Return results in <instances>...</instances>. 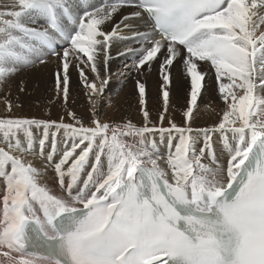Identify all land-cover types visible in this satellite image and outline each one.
I'll return each mask as SVG.
<instances>
[{"label": "snow or ice", "instance_id": "6c2138e0", "mask_svg": "<svg viewBox=\"0 0 264 264\" xmlns=\"http://www.w3.org/2000/svg\"><path fill=\"white\" fill-rule=\"evenodd\" d=\"M121 40L130 73L159 64V127L139 79L143 126L101 119ZM50 57L56 97L78 70L92 114L0 117V264H264V0H0V85ZM176 64L186 127L168 116ZM205 65L223 109L196 129Z\"/></svg>", "mask_w": 264, "mask_h": 264}, {"label": "bare ground", "instance_id": "6f19581e", "mask_svg": "<svg viewBox=\"0 0 264 264\" xmlns=\"http://www.w3.org/2000/svg\"><path fill=\"white\" fill-rule=\"evenodd\" d=\"M96 2L100 3L101 0H96ZM126 47H136V45L132 44L129 40H121L117 41L111 49L112 58L109 61L107 73L110 83L107 86V95L103 97V103L106 106L98 109L102 113L101 119L109 123H125L127 121H131L138 127L143 126V113L139 100H137L139 98L134 97V99H129L132 98L131 94L134 93L133 91L138 92L136 81L139 79L140 82L144 83L145 85V95L148 93L155 94L158 92L156 95H153V98L149 96V106H145L150 113L151 120L154 117L156 119V121L152 120V122L157 123L158 114L163 109V107L162 109H155L153 107L155 106L154 103L156 100L161 99L162 80L159 71V64L154 63L150 71H147L146 73L139 76L135 73H130L128 69L132 67L131 57L126 59L124 56L118 55V53L124 51ZM29 66H42V70L38 74V77L41 78L40 74H48V76L51 75L49 76V79L55 82L54 73L57 70L55 57L48 58L46 64L36 63L35 65ZM203 70L208 75H206L205 78L206 88L202 93L203 98L202 100L198 99L199 112L198 114L194 113L195 118L192 126L196 129L212 127L220 119L223 109V102L218 98V85L214 79V70H212L210 66L207 65L204 66ZM28 71L29 70L23 68L21 73L22 75H25ZM70 73L71 83L74 80H78L79 84H82L78 70L70 69ZM87 74L90 79H94V76L91 72H87ZM171 77L172 83L170 85V103L171 106L174 107V110L168 111V116L178 126L186 127L184 123L183 110L185 109L186 102L189 98L190 85L189 82L184 78L182 74V68L178 64L172 67ZM11 86L9 85V82H7L6 84L0 85V89L3 90L5 94L10 96V98L7 99L13 101V103L18 101H22L24 103L21 107H18L17 105H13L12 107V112H14L19 118H35L39 120H51L56 122H60L61 118H63L64 123H74L71 117L68 116V112H72L83 121L85 126H87L90 122L92 109L88 96L85 94L84 87H82L80 91L70 93L69 100L67 103H65L62 99H58L56 97L55 89L51 92H48L46 94L47 96L44 98V94L40 91V89H37V91L35 89L36 93L29 95V92L25 94L11 91ZM2 99L4 100V98ZM0 102H2V100ZM1 112H5V105L1 106L0 103V117L3 116ZM159 126L160 125L157 123V127ZM163 126L166 128L169 127L167 121H165ZM193 135H195V133ZM157 140H159V136H157ZM213 140L216 142L218 148L222 147V142L219 140L218 134L213 137ZM202 144L203 137L201 135L197 138V148L201 147ZM161 151L166 154L167 149L164 145H161ZM47 183L49 185H54L55 181L51 175L49 176ZM0 194H2L1 187Z\"/></svg>", "mask_w": 264, "mask_h": 264}, {"label": "rangeland", "instance_id": "374dc122", "mask_svg": "<svg viewBox=\"0 0 264 264\" xmlns=\"http://www.w3.org/2000/svg\"><path fill=\"white\" fill-rule=\"evenodd\" d=\"M24 69L26 70H29L27 72V74L25 75H22L21 71L18 72V74H16L13 79H11L9 82V85L11 86L10 88H12L11 91H14V92H21V93H25L30 95V94H35L37 89H40V91L44 94V98L47 96L46 94L48 92H51L55 89V82H53L52 80L49 79V75L48 74H40V77H38V74L41 72L42 70V66H28V67H25ZM31 72V73H30ZM37 72V73H36ZM34 75V76H33ZM21 76V77H20ZM48 76V77H47ZM30 77V78H29ZM39 78V80H38ZM15 79V80H14ZM37 79V80H36ZM41 79V80H40ZM41 81V82H40ZM23 82V83H22ZM46 82V83H44ZM41 83V84H40ZM6 84V83H5ZM29 84V85H28ZM210 85V84H209ZM29 86V87H28ZM39 86V87H37ZM23 87L24 88V91H20V88ZM83 87L82 84H79L78 80H74L71 84H70V89H71V92L70 93H75L76 91H80V89ZM36 89V91H35ZM28 90V91H27ZM33 90V91H32ZM134 93L131 94L132 98H129L130 100L131 99H134V97H138L139 98V93L138 92H135L133 91ZM158 92H156L155 94H152V93H148L145 95V100H146V104L145 106L148 107L149 106V96L150 97H154L153 95H156ZM106 96V95H105ZM4 97H7V98H10V96L8 94H5L3 92V90L0 89V101L2 100L1 103V106L2 105H5L4 103V100L2 98ZM139 100V99H137ZM159 100V101H158ZM156 100V102L154 103L155 106H153L155 109H162L163 107V103L161 101V99H158ZM160 103H158V102ZM134 102V101H133ZM162 103V104H161ZM199 103V102H198ZM24 103L22 101H18L16 103H13L12 101V105H17L18 107H21ZM176 106V105H175ZM172 107V109H171ZM170 110H174V107L171 106V103L169 104V111ZM1 114L3 115L2 117H6V116H14V117H17L15 115L14 112H11V113H8V112H1ZM151 116H154V115H151ZM153 121H156L155 117L152 118ZM37 135H39V132H37ZM1 187V193H2V186Z\"/></svg>", "mask_w": 264, "mask_h": 264}]
</instances>
